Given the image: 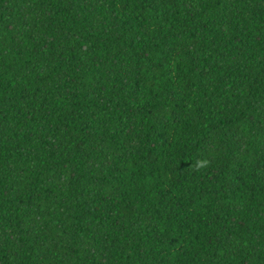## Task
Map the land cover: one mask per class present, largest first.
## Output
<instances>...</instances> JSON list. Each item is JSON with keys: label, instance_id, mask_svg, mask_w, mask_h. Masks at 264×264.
<instances>
[{"label": "trees", "instance_id": "trees-1", "mask_svg": "<svg viewBox=\"0 0 264 264\" xmlns=\"http://www.w3.org/2000/svg\"><path fill=\"white\" fill-rule=\"evenodd\" d=\"M0 264H264V0H0Z\"/></svg>", "mask_w": 264, "mask_h": 264}]
</instances>
